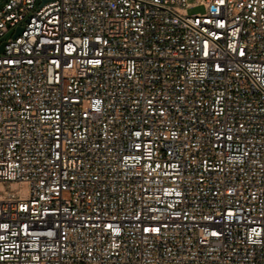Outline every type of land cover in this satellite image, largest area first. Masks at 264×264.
I'll return each mask as SVG.
<instances>
[{"label":"built area","instance_id":"1","mask_svg":"<svg viewBox=\"0 0 264 264\" xmlns=\"http://www.w3.org/2000/svg\"><path fill=\"white\" fill-rule=\"evenodd\" d=\"M43 1L0 9V264H264V0Z\"/></svg>","mask_w":264,"mask_h":264},{"label":"rangeland","instance_id":"2","mask_svg":"<svg viewBox=\"0 0 264 264\" xmlns=\"http://www.w3.org/2000/svg\"><path fill=\"white\" fill-rule=\"evenodd\" d=\"M6 0H0V9ZM191 3H195L194 0H190ZM205 9L203 6L196 5L188 10L190 15L202 14ZM14 34V30H10L2 39L1 42H6ZM9 193H15L20 198H26L28 195V188L24 183L19 182H5L0 181V199L6 198Z\"/></svg>","mask_w":264,"mask_h":264},{"label":"water","instance_id":"3","mask_svg":"<svg viewBox=\"0 0 264 264\" xmlns=\"http://www.w3.org/2000/svg\"><path fill=\"white\" fill-rule=\"evenodd\" d=\"M43 2H46V0H44ZM22 33H23V28L19 27L17 29V35L22 34ZM3 50H4V45L0 46V52H3Z\"/></svg>","mask_w":264,"mask_h":264}]
</instances>
